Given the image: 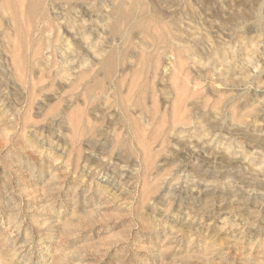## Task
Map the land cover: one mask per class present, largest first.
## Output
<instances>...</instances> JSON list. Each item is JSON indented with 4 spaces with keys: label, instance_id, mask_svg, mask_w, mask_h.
Returning <instances> with one entry per match:
<instances>
[{
    "label": "rangeland",
    "instance_id": "374dc122",
    "mask_svg": "<svg viewBox=\"0 0 264 264\" xmlns=\"http://www.w3.org/2000/svg\"><path fill=\"white\" fill-rule=\"evenodd\" d=\"M0 264H264V0H0Z\"/></svg>",
    "mask_w": 264,
    "mask_h": 264
}]
</instances>
